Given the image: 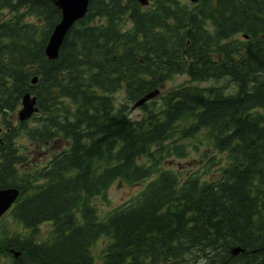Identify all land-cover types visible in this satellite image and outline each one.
Masks as SVG:
<instances>
[{
    "label": "trees",
    "instance_id": "obj_1",
    "mask_svg": "<svg viewBox=\"0 0 264 264\" xmlns=\"http://www.w3.org/2000/svg\"><path fill=\"white\" fill-rule=\"evenodd\" d=\"M4 10L0 188L19 190L9 214L31 235L4 228L3 252L19 250L27 264H264V0H88L55 59L45 54L61 18L53 0H0ZM175 74L223 82L176 86L159 107L142 104L138 119L116 106L119 90L134 103ZM25 93L38 112L19 121ZM19 137L68 143L27 167ZM191 151L207 158L208 177L162 167ZM148 178L98 216L93 199L114 181ZM44 222L53 230L36 241Z\"/></svg>",
    "mask_w": 264,
    "mask_h": 264
},
{
    "label": "rangeland",
    "instance_id": "obj_2",
    "mask_svg": "<svg viewBox=\"0 0 264 264\" xmlns=\"http://www.w3.org/2000/svg\"><path fill=\"white\" fill-rule=\"evenodd\" d=\"M186 1V0H182ZM188 1V0H187ZM7 11H0V20L3 18H6ZM130 25V23H128ZM127 27V25H126ZM242 35L238 34L236 35V38H240ZM226 81V79H224ZM221 81L214 82V81H197V80H191L189 76L186 74H175L173 77H171L169 80H167L162 87L159 89V94L155 96L153 99L155 106L161 105V96L167 95L171 89L175 88L179 85H191V86H198V87H208L213 84H220ZM230 87H232V83L228 84ZM227 90H230L228 88ZM115 99H116V106L119 105V103L126 102L128 104V109L125 110V113L129 115V117L138 119L143 115L142 110L138 108L131 109L132 103H128L125 101V96L121 90H119L117 93H115ZM151 100L148 102L151 103ZM18 145L22 151V153L29 158V164L27 167H35L38 165L44 166L46 165V162L51 159L55 154H57L61 149H64L67 147V141L63 138L56 137L53 140L49 141L47 144L43 143L41 145L35 144L28 140L26 137H19L17 139ZM202 151H206L208 155H214L217 159L223 158L224 154L219 153L215 150H206L204 145H201ZM208 151V152H207ZM207 158H205L202 153L191 151L186 157L183 158H176V157H169L165 159L162 162L163 168H169L175 171L180 176H185L190 173H194L197 171V173H200L203 175V177H208L209 174H207L205 170V165ZM218 166L211 167L210 171L217 172L218 173ZM210 173V172H208ZM152 178V177H151ZM148 178L144 181H141L139 183L135 184H129L121 180L114 181L106 190L104 197H95L93 199V203L97 207L98 216L100 218H103L108 212H110L115 207H118L126 202H128L130 199H132L135 195H137L147 184V182L151 179ZM2 226L7 228L9 235H27L30 232L23 228L21 225L15 222V220L12 219L11 215L9 213H5L0 218V244H1V231H4L2 229ZM53 230V226L50 223H43L41 224L35 231V236L37 240H45L50 231ZM106 242L105 237H101L98 239V241L93 246V252L98 254L99 251L104 247ZM0 264H13V261L10 258H6L3 255V249L0 246Z\"/></svg>",
    "mask_w": 264,
    "mask_h": 264
},
{
    "label": "water",
    "instance_id": "obj_3",
    "mask_svg": "<svg viewBox=\"0 0 264 264\" xmlns=\"http://www.w3.org/2000/svg\"><path fill=\"white\" fill-rule=\"evenodd\" d=\"M141 4H146L147 0H138ZM196 1V0H191ZM56 7L61 10V18L54 26L52 33L48 39L45 47V54L48 58L54 59L58 55V49L68 29L75 23V21L84 16L88 0H53ZM36 78L32 79L35 82ZM159 89H154L137 101L134 102L132 108H135L146 100L158 94ZM22 108L18 110V117L20 120L28 118L32 113L36 112L38 108L35 106V97H30L29 93H25L22 97ZM19 191L16 188H0V215L4 213L17 197ZM241 249L233 247L231 252L236 254Z\"/></svg>",
    "mask_w": 264,
    "mask_h": 264
},
{
    "label": "flooded vegetation",
    "instance_id": "obj_4",
    "mask_svg": "<svg viewBox=\"0 0 264 264\" xmlns=\"http://www.w3.org/2000/svg\"><path fill=\"white\" fill-rule=\"evenodd\" d=\"M23 237H29L30 236V233L27 234V235H21ZM7 253H9L8 255L12 256L14 258L13 260V264H27L26 261L22 260V255H21V252L19 250H14V249H6Z\"/></svg>",
    "mask_w": 264,
    "mask_h": 264
}]
</instances>
